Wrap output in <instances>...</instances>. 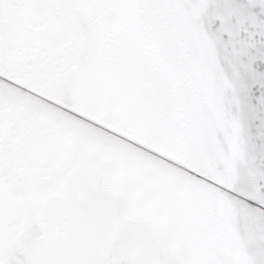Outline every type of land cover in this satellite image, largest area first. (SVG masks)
I'll return each instance as SVG.
<instances>
[{
  "label": "snow or ice",
  "instance_id": "1",
  "mask_svg": "<svg viewBox=\"0 0 264 264\" xmlns=\"http://www.w3.org/2000/svg\"><path fill=\"white\" fill-rule=\"evenodd\" d=\"M0 264H264V0H0Z\"/></svg>",
  "mask_w": 264,
  "mask_h": 264
}]
</instances>
